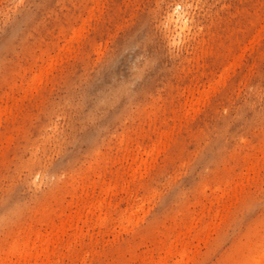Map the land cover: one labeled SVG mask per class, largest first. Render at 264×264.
Instances as JSON below:
<instances>
[{"label":"rangeland","instance_id":"374dc122","mask_svg":"<svg viewBox=\"0 0 264 264\" xmlns=\"http://www.w3.org/2000/svg\"><path fill=\"white\" fill-rule=\"evenodd\" d=\"M78 207L81 241L64 218ZM51 220L71 246L49 264H148L179 229L169 264L248 260L264 237V0H0V250Z\"/></svg>","mask_w":264,"mask_h":264},{"label":"bare ground","instance_id":"6f19581e","mask_svg":"<svg viewBox=\"0 0 264 264\" xmlns=\"http://www.w3.org/2000/svg\"><path fill=\"white\" fill-rule=\"evenodd\" d=\"M175 6H176V4H175ZM187 10V9H186ZM168 11V10H167ZM164 13H165V11H164ZM185 13V12H184ZM184 13L182 14V15H179V13H176L175 12V8H173V10L171 11V12H169L168 14H166L167 16H166V21L168 22V23H170V24H173L174 26H175V31L176 30H178V31H180V32H182L183 30H185L186 29V21H187V17H186V15H184ZM187 14V13H186ZM188 16V15H187ZM173 31V30H172ZM197 43H199V42H197ZM200 44V43H199ZM138 71V70H137ZM197 103V102H196ZM192 105H193V103H192ZM197 110V109H196ZM195 112V111H194ZM196 112H198V111H196ZM34 160V159H33ZM27 162V161H26ZM31 163H33V162H31ZM37 163H39V162H37ZM28 165V164H27ZM29 165H30V163H29ZM26 166V165H25ZM30 166H32V164L30 165ZM37 166V165H36ZM27 167V166H26ZM29 168H31V167H29ZM34 169V168H33ZM252 169V168H251ZM38 173V172H37ZM79 180V179H78ZM241 181V180H240ZM82 182V181H81ZM74 183H75V181H74ZM227 183H229V182H227ZM82 184V183H81ZM241 184V183H240ZM84 185V184H83ZM92 185H93V183H92ZM77 186V185H76ZM81 186V185H80ZM79 186V187H80ZM87 187V186H86ZM110 189V188H109ZM108 190V189H107ZM111 191V190H110ZM108 192V191H107ZM85 193H86V191H85ZM84 193V194H85ZM111 194V193H110ZM232 195V194H231ZM235 195V194H234ZM234 197V196H233ZM220 198V197H219ZM93 199V198H92ZM91 199V200H92ZM103 199V198H102ZM215 199V198H214ZM90 200V201H91ZM216 200V199H215ZM217 200H218V198H217ZM216 200V201H217ZM78 201V200H77ZM89 201V202H90ZM94 201H96V200H94ZM88 202V203H89ZM99 203H100V201H99ZM89 204H91V203H89ZM88 204V205H89ZM82 205H83V203H82ZM81 205V206H82ZM92 205H94V204H92ZM99 205V204H98ZM97 205V206H98ZM103 205V204H102ZM90 206V205H89ZM216 206H217V204H216ZM87 206H84V208H86ZM92 207V206H91ZM101 207V206H100ZM79 208V207H78ZM83 208V207H82ZM83 208V209H84ZM98 208V207H97ZM109 208V207H108ZM140 208V207H139ZM138 208V209H139ZM83 209H77V211L76 212H74L75 213V215L74 216H72L71 214H66L65 216H64V218H65V220H66V222H67V224L69 225V226H67L68 228H67V230L69 229V231L71 230V229H75L76 231L78 230V228H80L81 227V225H80V227L77 225L79 222L83 225V224H85L86 223V220H85V218H86V215L88 214V210H87V213H83L84 215H82L81 214V210H82V212H83ZM91 209V208H90ZM92 209H94V208H92ZM102 209V208H101ZM97 210V209H96ZM99 210V209H98ZM112 210V209H111ZM91 211V210H90ZM90 211H89V213H90ZM137 211V210H136ZM139 211V210H138ZM93 212H95V211H93ZM92 213V212H91ZM138 213V212H137ZM218 213V212H217ZM102 214V213H101ZM107 214V213H106ZM221 214V213H220ZM214 215V214H213ZM90 216H91V214H90ZM94 216V215H93ZM92 216V217H93ZM97 216V215H96ZM106 216H108V215H106ZM217 216V215H216ZM219 216V215H218ZM129 217L130 216H127V218L129 219ZM133 217V216H132ZM91 218V217H90ZM89 218V219H90ZM107 218V217H106ZM106 218L105 217H97V220H95V222L97 221V222H99V223H103L104 224V222L106 221ZM110 219H111V217H109ZM131 218V217H130ZM220 218V217H219ZM96 219V218H95ZM108 219V218H107ZM128 219H126V220H128ZM197 219V218H196ZM222 219V218H221ZM122 220V219H121ZM131 220H132V218H131ZM192 220H193V218H192ZM195 220V219H194ZM54 221V220H53ZM74 221H77L76 223L77 224H75V222ZM90 221V220H89ZM109 221V220H108ZM129 221V220H128ZM197 221H198V219H197ZM88 222V221H87ZM94 222V223H95ZM110 222V221H109ZM74 223V224H73ZM91 223V222H90ZM93 223V222H92ZM106 223V222H105ZM66 223H65V225H67ZM128 224V223H127ZM102 225V224H101ZM100 225V226H101ZM131 225H132V223H131ZM130 225V226H131ZM28 226H30V225H28ZM64 225H61V227H63ZM97 226V225H96ZM99 226V225H98ZM190 226V225H189ZM55 227L57 228V226H55L54 225V223L52 222V220L50 221V229H49V231L51 230L53 233H55V234H52V236H50V237H48L47 235L50 233V235H51V231L49 232V233H47V234H42V233H40V234H42V235H39V234H36V231L39 233V228H38V230H35V232H34V229H35V227H29V229H25V230H23L22 231V233H23V235H22V237L21 238H19V239H16V237H18V235L15 237V238H12L13 240L9 243V245H7L4 249H1L0 250V264H10L11 262H13L12 260L14 259V260H16V264H43V263H48L49 264V261L54 257V259H55V257L56 256H58V254H60V251H62L63 250V248H68V247H65V246H68V245H66V244H69V246H71L70 245V243H71V238H69V237H66V238H68V239H66V238H64L63 236H64V234L63 233H65V234H67L66 232H64V231H67L64 227H63V231L61 230L62 228H58L57 230L60 232V234L62 233L63 234V236H62V234H61V237H59L58 236V234L59 233H56V232H58L57 230H54L55 229ZM66 227V226H65ZM92 227V226H91ZM105 227V226H104ZM126 227H128V226H126ZM203 227H205V226H203ZM33 228V229H32ZM37 228V227H36ZM82 228V227H81ZM81 228L79 229L80 231H81V233H82V230H81ZM84 228V227H83ZM86 228V227H85ZM90 228V227H89ZM101 228V227H100ZM187 228V227H186ZM211 229V228H210ZM78 230V231H79ZM87 230V229H86ZM170 230V229H169ZM173 230V229H172ZM208 230V229H207ZM55 231V232H54ZM68 231V232H69ZM75 231V232H76ZM80 231H79V235H76L75 233H73L74 235H76L77 237L79 236V237H81L82 235H83V233L81 234V236H80ZM126 231V230H125ZM179 231V233H176V234H172V232H169L168 233V236H173V240H172V242L171 243H167V244H165V245H163L162 244V246H164V247H162V246H160V250H161V253H162V256H155L156 258H152L151 256H149L150 258V261H148V264H169L168 263V260L169 259H171L173 256H178V257H184L185 255H186V248H187V243H181L180 244V247H179V250H176V241H178V239H179V237H180V229L178 230ZM35 233L36 235H39V237L38 236H36V235H34V238H32L31 236H32V233ZM73 232V230L71 231V233ZM98 232V231H97ZM184 232H186V231H184ZM188 232V231H187ZM21 233V234H22ZM33 233V234H34ZM99 233V232H98ZM183 233V232H182ZM190 233V232H189ZM200 232H198L197 234L198 235H201V233L199 234ZM16 234V233H15ZM44 235H46V236H44ZM56 235V237H54ZM101 235H103V234H101ZM182 235V234H181ZM185 235V234H184ZM36 236V237H35ZM43 236H44V238H43ZM70 236V235H69ZM179 236V237H178ZM208 236V235H207ZM206 236V237H207ZM256 236V235H255ZM255 236H253V237H255ZM259 236V235H258ZM38 237V238H37ZM45 237H47V238H45ZM79 237H78V239H79ZM83 237V236H82ZM81 237V238H82ZM185 237V236H184ZM200 237V236H199ZM252 237V238H253ZM31 238L32 239H35V238H37L36 239V241L34 242V240H33V242L30 244L29 242H31ZM39 238H40V240H39ZM72 238H74V240L76 239L75 238V236L73 237L72 236ZM209 238V237H208ZM248 238H250L249 236H248ZM260 238H261V236H260ZM260 238H259V240H260ZM84 239V238H83ZM253 239H255V238H253ZM252 239V240H253ZM37 240H39V242L37 241ZM69 240H70V242H69ZM80 240V239H79ZM255 240H257V239H255ZM77 241V240H76ZM81 241V240H80ZM170 241V240H169ZM180 241V240H179ZM181 241H182V239H181ZM180 241V242H181ZM249 241V240H248ZM261 241V240H260ZM38 242V243H37ZM68 242V243H67ZM78 242V241H77ZM83 242V241H82ZM256 242V241H255ZM76 243V242H75ZM81 243V242H80ZM189 243V242H188ZM244 244V243H243ZM243 244H242V246H243ZM254 244V243H253ZM253 244H251L250 243V245H252V247H253ZM178 245V244H177ZM256 245V244H255ZM242 248V247H241ZM70 249V248H69ZM245 249V248H244ZM249 249V248H248ZM251 249V248H250ZM246 250V249H245ZM91 252V251H90ZM187 252H188V250H187ZM249 252V254H248V256H249V258H248V260L247 261H245V262H240L241 264H264V237H263V239H262V241H261V243H259V245L257 246V247H255L252 251H248ZM62 253V252H61ZM83 253H86V251H84ZM89 254V253H88ZM188 254H190L189 252H188ZM187 254V255H188ZM195 254V253H194ZM233 254V253H232ZM236 255V254H235ZM246 255V254H245ZM85 256V255H84ZM138 256V255H137ZM230 256V255H229ZM233 256V255H232ZM231 256V257H232ZM247 256V257H248ZM140 257V256H139ZM186 257V256H185ZM234 257V256H233ZM238 257H240V256H238ZM148 258V257H147ZM175 258V257H174ZM194 258V257H193ZM229 258V257H228ZM236 258H237V256H236ZM243 258V257H242ZM140 259H142V258H140ZM148 259V260H149ZM176 259V258H175ZM183 259V258H182ZM187 259V258H186ZM190 259V258H189ZM241 259V258H240ZM246 259V258H245ZM137 260V259H136ZM181 260V259H180ZM234 260V259H233ZM52 261H53V259H52ZM51 261V262H52ZM141 261V260H140ZM174 260H172V262H173ZM186 261V260H185ZM193 261V260H192ZM238 261V260H237ZM143 262H144V258H143ZM171 262V263H172ZM180 262V261H179ZM228 262H229V260H228ZM142 263V262H141ZM145 264H146V262H144ZM183 263H184V261H183ZM188 263H189V261H188ZM234 263V262H233ZM238 263H239V261H238ZM239 263V264H240ZM11 264H15V261H14V263H11ZM51 264V263H50ZM140 264V263H139ZM172 264H177V261L176 262H173ZM181 264H182V261H181Z\"/></svg>","mask_w":264,"mask_h":264}]
</instances>
